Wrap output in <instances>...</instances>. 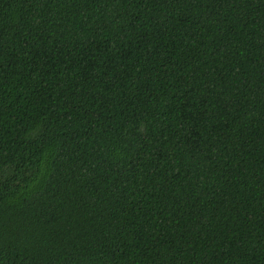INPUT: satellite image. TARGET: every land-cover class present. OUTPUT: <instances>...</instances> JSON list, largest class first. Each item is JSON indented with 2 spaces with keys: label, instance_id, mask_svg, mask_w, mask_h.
Instances as JSON below:
<instances>
[{
  "label": "trees",
  "instance_id": "16d2710c",
  "mask_svg": "<svg viewBox=\"0 0 264 264\" xmlns=\"http://www.w3.org/2000/svg\"><path fill=\"white\" fill-rule=\"evenodd\" d=\"M0 264H264V0H0Z\"/></svg>",
  "mask_w": 264,
  "mask_h": 264
}]
</instances>
